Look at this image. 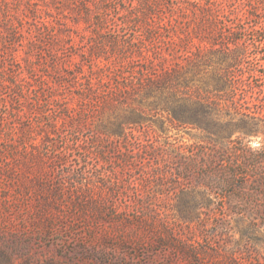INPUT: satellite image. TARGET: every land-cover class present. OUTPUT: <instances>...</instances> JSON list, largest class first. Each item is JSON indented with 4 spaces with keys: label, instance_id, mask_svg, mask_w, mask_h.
<instances>
[{
    "label": "rangeland",
    "instance_id": "obj_1",
    "mask_svg": "<svg viewBox=\"0 0 264 264\" xmlns=\"http://www.w3.org/2000/svg\"><path fill=\"white\" fill-rule=\"evenodd\" d=\"M214 2L239 39L193 33L202 71L185 91L204 96L224 53H242L238 85L210 88L213 106L183 122L167 95L75 93L107 62L97 48L151 31L165 45L172 16L140 15V0H0V264H264V17Z\"/></svg>",
    "mask_w": 264,
    "mask_h": 264
},
{
    "label": "trees",
    "instance_id": "obj_2",
    "mask_svg": "<svg viewBox=\"0 0 264 264\" xmlns=\"http://www.w3.org/2000/svg\"><path fill=\"white\" fill-rule=\"evenodd\" d=\"M104 1L110 3L112 0ZM140 2L143 7L140 15L150 18L153 15L157 16L161 11L160 24L165 25L164 17L170 16L177 22L173 26V31L169 30L170 33L166 35L168 37L165 40L166 44L161 45L159 42V39H164L162 33L151 31L142 39L141 44L135 46H124L114 41L108 50L97 48L93 52L95 58L105 57L107 62L100 66L101 74H92L85 81H80L76 86L77 98L81 104L89 105L112 102L116 95L136 90H142L149 96L167 95L164 105L172 110L176 120L195 122L201 111L213 106L209 98L210 88L223 90L237 87L238 81L234 72L242 64V53H224L222 58H219L216 62L217 66L212 67L208 72L209 76L203 80L204 96L199 99L193 93L189 94L187 90L185 91L186 88H192L191 83L195 73L202 71L201 65L192 62V53L189 50L193 41V33L197 34L195 37L201 34V40L215 47L221 44L220 39L222 38L223 40L226 37L232 38L233 41L239 39L236 33L239 28L231 30L228 34H226L227 31L217 29L214 17L216 20L219 19L217 11L221 7L215 4L214 0H180L177 5L173 0H140ZM232 2H237L238 9L242 10V14L240 16L238 14L239 20L243 17L255 19L264 17V0H230V3ZM186 8L190 9L193 14L191 20L194 22L191 31L187 33L180 26L183 21L182 17L186 14ZM1 19L0 17V21ZM2 28H5L10 35L16 31L5 26ZM256 31L263 33L264 27L258 24ZM106 51L109 53L107 54ZM184 56L188 60L187 70L184 69ZM0 57H2L1 54ZM188 72L191 73L189 75L191 77H188ZM60 77L63 78L62 75ZM76 77L74 75V78ZM67 117L79 120L77 114L73 112H68Z\"/></svg>",
    "mask_w": 264,
    "mask_h": 264
}]
</instances>
